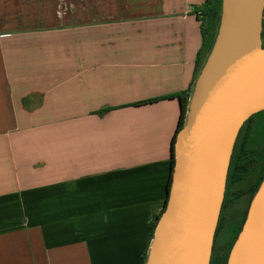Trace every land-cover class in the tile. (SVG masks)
<instances>
[{
    "label": "crops",
    "instance_id": "crops-1",
    "mask_svg": "<svg viewBox=\"0 0 264 264\" xmlns=\"http://www.w3.org/2000/svg\"><path fill=\"white\" fill-rule=\"evenodd\" d=\"M205 7L0 0V264H144Z\"/></svg>",
    "mask_w": 264,
    "mask_h": 264
},
{
    "label": "water",
    "instance_id": "water-1",
    "mask_svg": "<svg viewBox=\"0 0 264 264\" xmlns=\"http://www.w3.org/2000/svg\"><path fill=\"white\" fill-rule=\"evenodd\" d=\"M263 18L264 0H222L218 33L176 139L172 185L147 264L211 263L238 135L264 111ZM227 264H264V181Z\"/></svg>",
    "mask_w": 264,
    "mask_h": 264
},
{
    "label": "trees",
    "instance_id": "trees-1",
    "mask_svg": "<svg viewBox=\"0 0 264 264\" xmlns=\"http://www.w3.org/2000/svg\"><path fill=\"white\" fill-rule=\"evenodd\" d=\"M221 9H222V0H206V7L202 11H200L199 16L201 17L200 21H201V30H202V36H203V46H202V49L200 50V52L198 54V58H197L198 77H199V74H200V72L202 70V66H203L202 59L205 57L206 53L211 51L212 46L214 45L215 36H217V31H218L217 28H219V23H220ZM263 26H264V21H263ZM206 60L207 59L205 58V61ZM177 98H179V100L181 102V115H180L179 126H178L176 135L174 136V139L172 142V160H171L172 171L170 172V178L168 181V186H167L168 191L170 190L171 185H172L173 169H174V165H175V161H174L175 143H176V139H177V136H178L180 130L185 126V124L187 122L191 95L187 94L186 97L184 98L183 95L181 94V95L177 96ZM161 100H163V99L152 100V101L145 102V103H142L139 105L155 103V102H158ZM108 111L109 110H104L103 112H101V114L107 113ZM257 115L258 114L251 117L244 124V126L242 127V129L238 135L237 142H236V145H235V148H234V151L232 154V158H231L232 175H231L230 180H231L232 184H236V183L244 180L246 175L250 173V171L254 168V165L256 163V161L254 160V157H255L257 152L253 149H249L245 145V142H246V140L250 134V129H251L250 124L252 122V119L254 117H256ZM239 141H240V143H239ZM263 181H264V170H263L262 175L259 177L257 183L254 185V187L251 190V200H253V198L257 194V192H258L261 184L263 183ZM167 201H168V196H166L164 210L166 208ZM164 210H163V212H164ZM246 216H247V212H245V216H244L239 228L237 229V232L235 233L233 242L230 244L229 249L225 255L224 264H227L230 252H231L233 245L235 244V242L238 238L239 233L242 230V227H243L244 222L246 220ZM154 231H155V229H154ZM154 231L150 235V247H151V243L153 240ZM147 261H148V255L144 259V264H147Z\"/></svg>",
    "mask_w": 264,
    "mask_h": 264
},
{
    "label": "rangeland",
    "instance_id": "rangeland-1",
    "mask_svg": "<svg viewBox=\"0 0 264 264\" xmlns=\"http://www.w3.org/2000/svg\"><path fill=\"white\" fill-rule=\"evenodd\" d=\"M263 42H264V36H263ZM211 51L206 53L205 55L206 59H208ZM250 126H251L250 134L245 142V145L249 149H253L257 152L254 157L256 163L254 165V168L250 171V173L246 175L245 179L236 184H232L230 180L232 175V164H230L227 183H229L228 188L232 187V192L230 191L228 194V199L232 200V207L231 209H229L228 218L226 220L225 226L221 231L220 242H219L222 248L225 249L224 250L225 253H227L230 244L233 242L235 233L237 232V229L239 228L245 216V212H248L250 208L252 202L251 190L254 187V185L257 183L259 177L262 175L264 170V112H261L256 117H254L252 119ZM228 188L226 187V190Z\"/></svg>",
    "mask_w": 264,
    "mask_h": 264
},
{
    "label": "flooded vegetation",
    "instance_id": "flooded-vegetation-1",
    "mask_svg": "<svg viewBox=\"0 0 264 264\" xmlns=\"http://www.w3.org/2000/svg\"><path fill=\"white\" fill-rule=\"evenodd\" d=\"M263 21H264V18H263ZM263 36H264V26H263L262 40H263ZM263 45H264V42H263ZM228 184L229 183H227L226 185L227 188H228ZM230 191L232 192V187H229L225 193L224 202H223L221 214L219 217L218 227H217V231H216V235H215V239L213 243L210 264H224V258H225L226 253L224 252L225 249L222 248L219 242H220L221 231L223 227L225 226L226 220L228 218L229 209H231L232 207V200L228 199V194Z\"/></svg>",
    "mask_w": 264,
    "mask_h": 264
}]
</instances>
